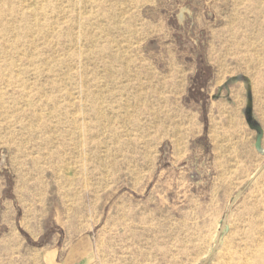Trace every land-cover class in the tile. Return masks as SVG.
Listing matches in <instances>:
<instances>
[{
  "label": "rangeland",
  "instance_id": "obj_1",
  "mask_svg": "<svg viewBox=\"0 0 264 264\" xmlns=\"http://www.w3.org/2000/svg\"><path fill=\"white\" fill-rule=\"evenodd\" d=\"M241 77L264 0H0V264H264V156L208 136Z\"/></svg>",
  "mask_w": 264,
  "mask_h": 264
},
{
  "label": "crops",
  "instance_id": "obj_2",
  "mask_svg": "<svg viewBox=\"0 0 264 264\" xmlns=\"http://www.w3.org/2000/svg\"><path fill=\"white\" fill-rule=\"evenodd\" d=\"M215 89L218 91V95H214V91H212L209 94L210 98L205 101V107L208 104L210 106L206 114L208 120L211 121L208 136L219 137L217 141L220 144L231 143V138L235 141V139L243 137L242 140L247 142L249 149L253 147L257 152L255 148L257 133L250 129L244 115L247 104V92L244 83H239L238 86L220 84ZM251 92L253 114L263 131L261 144L264 149V91H261L260 83L251 80ZM200 134L203 135V133Z\"/></svg>",
  "mask_w": 264,
  "mask_h": 264
},
{
  "label": "water",
  "instance_id": "obj_3",
  "mask_svg": "<svg viewBox=\"0 0 264 264\" xmlns=\"http://www.w3.org/2000/svg\"><path fill=\"white\" fill-rule=\"evenodd\" d=\"M240 79L243 81V83L245 85L246 92H247V104H246V108L244 110V115H245L246 121H247L250 129L254 130L257 133L256 140H255V148L259 154L264 156V149H263L262 144H261L262 143L261 141L263 138V131H262L261 126L259 125V123L255 119L254 114H253L251 81L247 77L233 78V79H231V81L237 82ZM225 229H226V226L223 225V231ZM218 246H219V242L216 243L215 249H217ZM206 262L207 261H205V263ZM205 263H203V264H205Z\"/></svg>",
  "mask_w": 264,
  "mask_h": 264
}]
</instances>
